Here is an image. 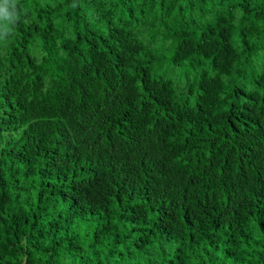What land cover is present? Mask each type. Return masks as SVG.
Instances as JSON below:
<instances>
[{
	"label": "trees",
	"instance_id": "16d2710c",
	"mask_svg": "<svg viewBox=\"0 0 264 264\" xmlns=\"http://www.w3.org/2000/svg\"><path fill=\"white\" fill-rule=\"evenodd\" d=\"M9 11L0 264H264V0Z\"/></svg>",
	"mask_w": 264,
	"mask_h": 264
},
{
	"label": "clouds",
	"instance_id": "9594fccd",
	"mask_svg": "<svg viewBox=\"0 0 264 264\" xmlns=\"http://www.w3.org/2000/svg\"><path fill=\"white\" fill-rule=\"evenodd\" d=\"M15 4L16 0H0V27H4L5 21L9 18H14L9 8L14 7Z\"/></svg>",
	"mask_w": 264,
	"mask_h": 264
}]
</instances>
